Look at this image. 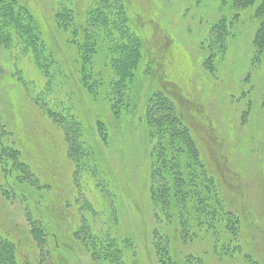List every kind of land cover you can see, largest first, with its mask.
I'll return each mask as SVG.
<instances>
[{
  "label": "trees",
  "instance_id": "obj_1",
  "mask_svg": "<svg viewBox=\"0 0 264 264\" xmlns=\"http://www.w3.org/2000/svg\"><path fill=\"white\" fill-rule=\"evenodd\" d=\"M52 1L53 22L65 33L64 43L70 52L66 55L52 53L43 35L41 21L39 24L35 11L22 0H0V46L10 51L11 57L27 58L41 71V81H34V87H31L36 93V101L43 107L39 110H44L51 123L62 131L67 159L73 162L75 175L88 170L96 178L95 186L110 200V206L103 207L94 202L88 203L85 209L91 215H105L108 211L117 222L113 202L118 198L111 191L116 181L110 169L102 166L101 158L114 137L113 128L109 127L102 108L96 104L105 102L115 120L137 116L150 143L146 192L149 193L156 222L152 246L158 263L204 264L209 255L213 264H260L261 259L253 257L241 237V223L246 224L244 215L240 214L239 208L229 207L223 198L216 176L210 170L214 167L206 158L195 133L194 127H198L204 137H210L204 117L198 111L181 105L174 90L168 94L160 86L150 88L151 82L157 84L161 67L147 54L143 26L131 18L126 1L89 0L79 22L68 5L69 0ZM196 2L195 13L202 12L204 17L208 16V6L214 12L211 11L208 17L214 16V21L197 46L200 51L197 52V62L203 59L202 66L208 73L219 66L217 55L221 52L220 57H224L229 36L233 33L236 37L231 26L239 15V9L255 4L259 23L253 38L252 54L256 56L247 67L249 72L254 69L259 63V55L264 56V0ZM202 50L208 52L204 58ZM192 71L196 74L199 69L193 67ZM14 72H18L16 67L12 69ZM20 72L24 73V67L19 69V77L29 85ZM63 81L67 82L70 90L67 93L65 88L66 104L56 102L49 95L55 86L61 84L65 87ZM12 98L17 103L18 99ZM196 120L200 126L195 125ZM223 124L232 137L236 136L232 123L229 125L223 121ZM238 139L234 149L240 151L248 142L246 137ZM217 142L222 144L223 140L218 138ZM20 149L13 142L0 140V161L9 185L3 194L8 199L18 198L32 203L38 218L29 219L26 204L23 210L32 222L30 232L37 242L50 235L55 249L63 248L67 253L75 250L73 256L85 258L88 264H142L140 255H136L134 242L117 233L116 223L112 229H101V233L92 232L95 228L89 223L71 229V240L68 241L74 249L61 242L60 235L50 227L53 216L44 209L39 193L33 195L31 192L33 185L38 184L37 177L24 159L19 158ZM199 242L205 247L200 252L193 251V246ZM187 244V250L184 247L182 250L181 245ZM14 248L8 239L0 243V264H16Z\"/></svg>",
  "mask_w": 264,
  "mask_h": 264
},
{
  "label": "rangeland",
  "instance_id": "obj_2",
  "mask_svg": "<svg viewBox=\"0 0 264 264\" xmlns=\"http://www.w3.org/2000/svg\"><path fill=\"white\" fill-rule=\"evenodd\" d=\"M22 1L35 11L39 24L41 21L43 35L52 53L66 55L70 52L64 43L65 33L53 22V1ZM69 1L68 5L79 22L89 0ZM125 1L131 18L143 26L147 54L161 67L157 84L151 82L150 88L160 86L168 94L174 90L181 105L198 111L204 117L211 138L204 137L198 127L194 129L206 158L214 167L210 170L214 172L229 207L239 208L240 214L244 215L246 224L241 223L240 231L245 248L252 251L254 258L261 259L260 264H264V56L259 55V63L250 72L247 68L256 56L252 54L253 38L259 23L255 4L239 9V15L231 26L236 37L233 33L229 36L224 57H220L221 52L217 55L219 66L208 73L202 66L203 59L197 62V52L200 53L197 46L214 21V16L208 18L212 14L209 6V14L204 17L202 12L195 13L196 0ZM207 53L202 50V58ZM10 54L8 49L0 46V128L3 126L0 140L13 142L21 148L19 158L24 159L37 177L38 184L33 185L31 192L33 195L39 193L44 209L53 216L51 229L60 235L61 242L69 245L71 229L77 226L89 223L95 228L92 232L101 233L112 229L116 223L117 233L134 242L136 255H140L142 264H159L152 246L156 222L150 196L146 192L150 143L143 124L137 116L115 120L105 102L96 103L114 131L111 146L106 153L102 152L101 158L102 166L110 169L116 181L111 191L118 198L113 202L117 222L108 211L105 215H91L85 209L88 203L97 202L106 207L110 206L109 198L95 186L96 178L88 170L75 175L74 164L67 159L62 131L51 123L44 110H39L43 107L36 101V93L31 87L34 81H41V71L27 58H15ZM19 66L24 67V73H20L25 75L31 86L19 77ZM14 67L18 69L17 73H12ZM193 67L199 69L196 74ZM66 84L64 82L65 87L59 84L49 91V95L60 104L68 102L65 93L66 90L70 93V90ZM240 96L242 99H238ZM12 97L18 99L17 103ZM223 121L235 126L236 136L229 134ZM196 124L200 126L201 123L196 120ZM239 137H246L248 144L237 151L234 144L239 142ZM218 138L223 140L222 144L217 142ZM3 170L0 161V243L4 239L13 243L16 264H88L85 258L73 256L75 250L67 253L63 248L55 249L50 235H45L41 242L33 238L29 219L38 218V212L29 201L4 196L3 190L9 185ZM25 204L29 219L23 210ZM186 246L188 244L181 245V249L187 250ZM204 247L199 242L192 250L200 252ZM205 262L213 264L209 255Z\"/></svg>",
  "mask_w": 264,
  "mask_h": 264
}]
</instances>
